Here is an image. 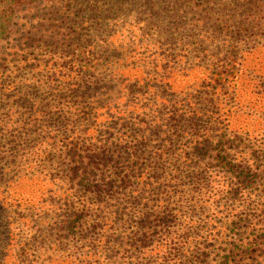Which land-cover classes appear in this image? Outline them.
I'll use <instances>...</instances> for the list:
<instances>
[{
  "label": "rangeland",
  "instance_id": "rangeland-1",
  "mask_svg": "<svg viewBox=\"0 0 264 264\" xmlns=\"http://www.w3.org/2000/svg\"><path fill=\"white\" fill-rule=\"evenodd\" d=\"M97 259L264 264V0H42L0 32V264Z\"/></svg>",
  "mask_w": 264,
  "mask_h": 264
},
{
  "label": "trees",
  "instance_id": "trees-1",
  "mask_svg": "<svg viewBox=\"0 0 264 264\" xmlns=\"http://www.w3.org/2000/svg\"><path fill=\"white\" fill-rule=\"evenodd\" d=\"M38 1H42V0H0V6H2V13H3V14H0V32L5 27V25L8 24V22L11 20V18L13 17L14 11L18 7H22L23 5H32L33 3L38 2ZM256 9H259V8H256ZM123 186L132 187V185H128V184L123 185ZM97 193H99V195L104 193V189L102 187H97ZM122 193L123 192H118V194H121V195ZM142 247L144 246L142 245ZM91 263L100 264L98 259Z\"/></svg>",
  "mask_w": 264,
  "mask_h": 264
}]
</instances>
